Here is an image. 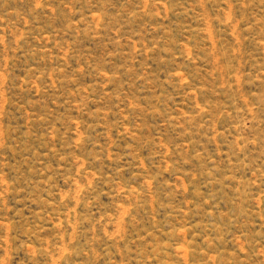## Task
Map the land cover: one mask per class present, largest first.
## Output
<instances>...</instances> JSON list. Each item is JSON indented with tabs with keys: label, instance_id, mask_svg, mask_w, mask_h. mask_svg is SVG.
Listing matches in <instances>:
<instances>
[{
	"label": "rangeland",
	"instance_id": "obj_1",
	"mask_svg": "<svg viewBox=\"0 0 264 264\" xmlns=\"http://www.w3.org/2000/svg\"><path fill=\"white\" fill-rule=\"evenodd\" d=\"M0 264H264V0H0Z\"/></svg>",
	"mask_w": 264,
	"mask_h": 264
}]
</instances>
